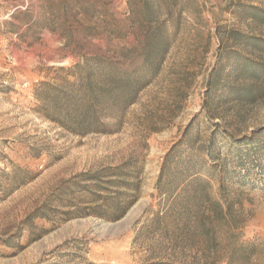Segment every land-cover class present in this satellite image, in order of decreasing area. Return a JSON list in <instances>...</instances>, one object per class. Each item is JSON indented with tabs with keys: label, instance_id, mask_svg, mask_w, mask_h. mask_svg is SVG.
Listing matches in <instances>:
<instances>
[{
	"label": "rangeland",
	"instance_id": "obj_1",
	"mask_svg": "<svg viewBox=\"0 0 264 264\" xmlns=\"http://www.w3.org/2000/svg\"><path fill=\"white\" fill-rule=\"evenodd\" d=\"M248 6L264 9V1L0 0V264H264V170L248 176L254 160L238 166L226 158L230 138L264 127V95L251 103L213 96L205 108L228 32L264 37ZM161 34L168 47L159 72L109 121L108 133L73 135L36 112L37 83L85 60L140 76L139 54ZM195 116L200 134H218L230 171L222 188L212 184L213 198L232 209L222 222L209 219L211 232L195 216L170 211L156 188L165 155ZM122 165L137 172L138 192L98 191L88 179ZM115 190L137 199L119 220L95 216L112 214L102 206ZM194 209L210 216L208 206ZM37 210L45 219L31 218ZM155 213L162 219L151 222Z\"/></svg>",
	"mask_w": 264,
	"mask_h": 264
},
{
	"label": "trees",
	"instance_id": "obj_2",
	"mask_svg": "<svg viewBox=\"0 0 264 264\" xmlns=\"http://www.w3.org/2000/svg\"><path fill=\"white\" fill-rule=\"evenodd\" d=\"M245 10L248 18L264 26V9L248 6ZM163 30L167 32L166 27ZM227 41L231 45L225 44L219 49V58L209 74L205 91L207 111L211 110L213 96L220 101L251 103L264 95V37L231 30ZM167 47L166 34L156 35L152 41H147L139 54L137 69L141 75L137 77L111 64L98 65L94 61L85 60L68 69L71 74L38 82L34 91V97L39 101L36 112L73 135L106 134L112 126L109 121L115 120L116 113L135 101L148 77L159 72ZM69 76L74 80H68ZM198 119V116L192 118L181 138L165 155L156 188L159 196L171 201L170 211L181 218L195 216L198 227L202 231L211 232L214 225L209 219L222 222L229 217L232 209L228 204L224 207L219 199L213 198L212 184L215 182L219 189L222 188L230 171L226 159L220 157L216 148L218 134L215 131L207 137L200 134L197 129ZM229 143L231 147L226 153L228 162L239 166L248 159L254 160L245 167L248 176L252 175L254 169H261L260 172L264 170V127L248 136L232 137ZM130 171L135 170L122 165L113 169L109 176L97 175L88 179L99 185L98 191L107 190V185H110L118 189L132 187V191L138 192L137 172ZM237 173L240 175V172ZM129 178H133V182H128ZM255 181H258L257 178H253L252 183ZM114 194L115 197L102 206L103 209L110 207L112 214L105 216L101 210L95 216L110 221L119 220L137 199V194L127 196L119 190H115ZM98 198L105 199L100 195ZM122 199H127L124 204ZM201 206H208L210 216L203 212L192 213V209L197 211ZM41 211L37 210L31 218L45 219ZM86 215L90 214H77L75 217ZM160 219L162 217L155 213L150 221Z\"/></svg>",
	"mask_w": 264,
	"mask_h": 264
},
{
	"label": "bare ground",
	"instance_id": "obj_3",
	"mask_svg": "<svg viewBox=\"0 0 264 264\" xmlns=\"http://www.w3.org/2000/svg\"><path fill=\"white\" fill-rule=\"evenodd\" d=\"M131 220H132V216H128L127 218H126V220H124L123 222H121V226L122 227H125V226H127L130 222H131Z\"/></svg>",
	"mask_w": 264,
	"mask_h": 264
}]
</instances>
